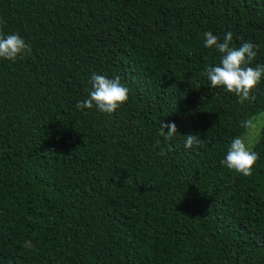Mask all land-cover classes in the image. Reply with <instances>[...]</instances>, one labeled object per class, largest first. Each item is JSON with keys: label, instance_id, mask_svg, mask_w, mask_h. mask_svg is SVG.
<instances>
[{"label": "trees", "instance_id": "trees-1", "mask_svg": "<svg viewBox=\"0 0 264 264\" xmlns=\"http://www.w3.org/2000/svg\"><path fill=\"white\" fill-rule=\"evenodd\" d=\"M0 19L32 48L0 59V264H264V129L252 176L221 163L264 77L240 104L201 75L208 31L264 65V0H0ZM93 73L129 90L112 114L75 106Z\"/></svg>", "mask_w": 264, "mask_h": 264}, {"label": "clouds", "instance_id": "clouds-1", "mask_svg": "<svg viewBox=\"0 0 264 264\" xmlns=\"http://www.w3.org/2000/svg\"><path fill=\"white\" fill-rule=\"evenodd\" d=\"M4 23L6 21L0 19V24ZM203 36L204 46L209 49L214 48L220 54L219 63L215 66L209 65L201 73L207 77L211 88H223L235 94L240 104L254 100L252 93L264 77V65L250 66L257 55L255 46L251 42H245L238 48L232 47L231 31L224 35L222 42L211 31L203 33ZM31 52V45L18 33L6 36L0 33V59L16 61L18 58L31 55ZM90 84L87 99L78 101L75 105L80 110L95 107L103 113L112 114L129 99V90L121 83L119 76L109 78L106 75L93 73ZM241 126L244 129L243 134L232 139L225 159L221 163L235 173L250 177L259 158L258 153L253 149L254 142L264 129V113L242 121ZM177 133V125L174 122H161L159 135L163 136L165 141H172ZM193 146H203V140L198 135L185 136L184 147L192 149ZM166 148L168 151L173 150L171 143H167ZM160 151L163 155L165 148H161Z\"/></svg>", "mask_w": 264, "mask_h": 264}, {"label": "rangeland", "instance_id": "rangeland-1", "mask_svg": "<svg viewBox=\"0 0 264 264\" xmlns=\"http://www.w3.org/2000/svg\"><path fill=\"white\" fill-rule=\"evenodd\" d=\"M260 114H262V113H260ZM255 115H259V114H255ZM252 116H254V115H252ZM252 116H251V117H252ZM52 174H53V176L57 177L58 179H66V178L69 177V174L66 173V172H63V171L53 170V171H52ZM27 246H28V247H31L30 244H27Z\"/></svg>", "mask_w": 264, "mask_h": 264}]
</instances>
